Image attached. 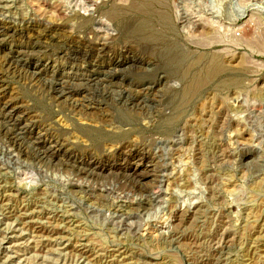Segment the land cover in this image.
Returning a JSON list of instances; mask_svg holds the SVG:
<instances>
[{
    "label": "rangeland",
    "instance_id": "374dc122",
    "mask_svg": "<svg viewBox=\"0 0 264 264\" xmlns=\"http://www.w3.org/2000/svg\"><path fill=\"white\" fill-rule=\"evenodd\" d=\"M0 25V264H264V0H0Z\"/></svg>",
    "mask_w": 264,
    "mask_h": 264
},
{
    "label": "bare ground",
    "instance_id": "6f19581e",
    "mask_svg": "<svg viewBox=\"0 0 264 264\" xmlns=\"http://www.w3.org/2000/svg\"><path fill=\"white\" fill-rule=\"evenodd\" d=\"M144 24L142 25H139V26H136L133 31L131 32V35L133 38H137V39H140L142 38L144 35H145V30H143V27ZM17 31L16 29H14L13 27L11 26H6V25H0V34L3 35V34H15ZM6 36V35H5ZM144 38V37H143ZM2 40V39H1ZM4 41V40H3ZM104 48V47H102ZM103 52V51H102ZM108 54V53H107ZM90 55V54H89ZM222 55V54H221ZM225 57V56H223ZM221 58V56H219V58L224 59V58ZM14 58H17V57H14ZM217 58V57H211L209 59V61L206 63V64H203V60L202 59H196L194 61L191 62L190 66L188 68V72L187 74H190V72L192 71H196V69L198 68L199 69V72L197 74H195L194 78H193V82L186 88V90H184L183 92V102H186L189 94H193L195 93L200 87H203L202 85L204 84L205 80L206 79H211V78H214L216 77V75H219L221 72H223V70L226 68L223 64H225V62L223 63V61H220V59ZM110 59V58H109ZM136 58H134L135 60ZM19 60V59H18ZM134 60H132L131 62H134ZM231 60V59H230ZM16 61V60H15ZM136 62V61H135ZM18 63V62H17ZM119 63H116L115 62V65L117 66ZM18 66V64H16ZM133 67V66H131ZM225 67V68H224ZM96 68V67H95ZM63 76V75H62ZM68 78V77H67ZM72 78L74 79V77L72 76ZM98 83V81H97ZM100 83V82H99ZM61 86V85H60ZM3 91V90H2ZM1 91V92H2ZM67 91V90H66ZM69 92V91H68ZM3 93V92H2ZM64 94V93H63ZM62 94V95H63ZM66 95V94H64ZM63 95V96H64ZM71 95V94H70ZM191 96V95H190ZM70 97V96H68ZM7 106V105H6ZM6 106H3L4 108H6ZM89 107V106H88ZM3 108V109H4ZM7 109H10L9 112H11L12 114L16 113L17 112V109L16 108H7ZM8 114V113H7ZM11 114V116H12ZM20 117V116H19ZM19 119V118H18ZM16 121V120H15ZM22 123V122H21ZM18 124V122H17ZM23 125V124H22ZM23 128V127H22ZM22 130V129H21ZM41 139V138H40ZM47 148V147H46ZM49 150L51 153H58L59 150H57V148L55 146H48ZM47 148V149H48ZM47 151V150H45ZM59 154V153H58ZM45 156V155H44ZM138 160V159H137ZM132 162V161H131ZM139 163H136L135 165V168L133 170H131L133 172V175H138L140 173V168L141 166L143 165V159L139 160L138 161ZM97 166V165H96ZM94 167V166H93ZM92 167V168H93ZM102 168V167H101ZM130 171V169H129Z\"/></svg>",
    "mask_w": 264,
    "mask_h": 264
}]
</instances>
